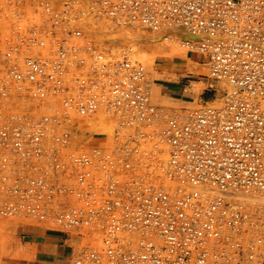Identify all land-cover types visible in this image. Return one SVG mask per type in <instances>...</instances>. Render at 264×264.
Here are the masks:
<instances>
[{"label":"built area","instance_id":"1","mask_svg":"<svg viewBox=\"0 0 264 264\" xmlns=\"http://www.w3.org/2000/svg\"><path fill=\"white\" fill-rule=\"evenodd\" d=\"M100 25L198 36L179 43L223 99L156 104L135 47ZM99 116L111 146L79 132ZM258 198L264 0H0V221L75 238L69 264H264Z\"/></svg>","mask_w":264,"mask_h":264},{"label":"rangeland","instance_id":"2","mask_svg":"<svg viewBox=\"0 0 264 264\" xmlns=\"http://www.w3.org/2000/svg\"><path fill=\"white\" fill-rule=\"evenodd\" d=\"M106 30L105 26L100 25L98 31L102 37L99 40L104 41L111 48L116 49L129 45L135 47L137 60L149 71L148 78L153 88L152 95L155 97H153V101L156 104L160 105L156 100V97L158 98L160 95V84H169L182 91L186 90L187 93L183 96L190 100V103L166 107L195 110L205 104L218 105L223 99L224 93L228 89L227 86L213 81L209 77L208 68L201 56L188 49L184 50V47L180 48L181 45L179 39L175 38L176 36H171L166 41L165 33L152 35L153 33L141 29H123L108 33L105 32ZM128 34H132L133 39L122 37V35L128 36ZM119 36L121 37L119 38ZM182 51L192 54V62L176 55V52ZM110 122L113 124L109 123L110 125L107 124V127L112 128L114 122ZM87 123L79 128L84 139H90L95 145L111 146L113 140H109L113 138V128L109 134L105 128H99L100 126L97 127L94 124L95 128L89 126V123L94 122ZM106 141L109 143L107 144ZM260 201L258 204L263 205L264 203ZM39 233L45 234L46 240L43 238L41 240L37 236ZM79 247L80 243L75 238H69L43 224L29 222V220L18 223L0 221V264H69L76 256Z\"/></svg>","mask_w":264,"mask_h":264},{"label":"bare ground","instance_id":"3","mask_svg":"<svg viewBox=\"0 0 264 264\" xmlns=\"http://www.w3.org/2000/svg\"><path fill=\"white\" fill-rule=\"evenodd\" d=\"M102 27V26H101ZM126 32H128V31H126ZM150 32V31H149ZM151 33H153V32H151ZM166 35H164V39L165 38H167L166 36H168V37H171V36H176L175 38H178V39H180V38H184V39H187V40H190V39H192V40H199L200 38L198 37V36H195V35H193V34H191V33H189L186 29H184V28H181V29H178V30H167L166 32H164ZM155 33H153L152 35H154ZM157 34V33H156ZM112 35V34H111ZM127 36V35H126ZM126 36H124V35H122V37L124 38H126V39H133V36H132V34H128V36L126 37ZM121 36H119V38H120ZM114 39H116V38H114ZM166 40V39H165ZM175 40V39H174ZM132 42V41H131ZM173 42H175V41H173ZM130 44V43H129ZM110 47V46H109ZM121 47V46H120ZM180 48H183L182 46L180 47ZM117 49V48H116ZM115 49V50H116ZM175 50V49H174ZM183 50V49H182ZM184 50H186V48L184 49ZM137 54V53H136ZM176 55H178V56H181L182 58L181 59H186L187 58V60L188 61H190V62H192V54L191 53H189V52H185L184 51V53H183V51L182 52H176ZM187 64H189V63H187ZM192 65H193V63H192ZM149 72V71H148ZM152 75V74H151ZM152 79V78H151ZM151 92L153 93V88L151 89ZM156 92V91H155ZM157 92H158V90H157ZM154 97V96H153ZM159 97V96H158ZM155 98V97H154ZM157 98V97H156ZM106 119H108L107 117H101V116H99V117H97V118H94L93 119V121H95L94 123H89V126L91 125V126H93V124H94V126H97V127H99V128H105L106 130V132H108L109 134L111 133V130H112V128L109 126V127H107L108 125H107V122H106ZM90 122V121H89ZM112 122H110V124H111ZM88 124V123H87ZM109 124V123H108ZM109 124V125H110ZM113 124V123H112ZM86 125V124H85ZM88 126V127H89ZM93 126V127H94ZM97 127H96V130H97ZM95 128V127H94ZM114 129V128H113ZM99 130V129H98ZM100 132V131H99ZM103 133H105V132H103ZM113 134V133H112ZM109 139H111V138H109ZM107 140V139H106ZM108 141V140H107ZM106 141V143L108 144L109 142H107ZM109 141H112V139L111 140H109ZM112 144V143H111ZM246 201L247 202H249L250 204H252V205H256V204H258L259 202L258 201H260V198H258V200H253V201H251L250 199H246ZM260 202H263L264 203V201L262 200V201H260ZM27 221V220H26ZM19 222H21V221H19ZM23 222V221H22ZM29 222H30V220H29ZM34 222V221H33Z\"/></svg>","mask_w":264,"mask_h":264},{"label":"crops","instance_id":"4","mask_svg":"<svg viewBox=\"0 0 264 264\" xmlns=\"http://www.w3.org/2000/svg\"><path fill=\"white\" fill-rule=\"evenodd\" d=\"M185 93H187L186 90L182 91L179 88L171 86L169 84H160V95L158 98H156V100L160 105L164 106H176L182 105L183 103H190V100L186 99L183 96V94L185 95ZM37 236H39L41 240L42 238L46 240L45 234L39 233Z\"/></svg>","mask_w":264,"mask_h":264}]
</instances>
